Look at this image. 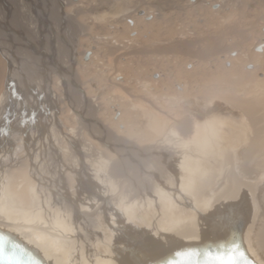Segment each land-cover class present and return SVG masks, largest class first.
<instances>
[{
  "label": "rangeland",
  "instance_id": "rangeland-1",
  "mask_svg": "<svg viewBox=\"0 0 264 264\" xmlns=\"http://www.w3.org/2000/svg\"><path fill=\"white\" fill-rule=\"evenodd\" d=\"M47 1L0 0V47L3 54L7 52L5 55L9 61L12 60L14 68L18 66L19 83H22L23 88L32 84L39 89V84H35L36 79L32 81V76L41 83L49 79L58 99V104L52 103L42 93L40 96L45 99V103L41 98L36 103L32 100L31 108L28 105L27 111L19 109L14 114L16 107L8 101L9 98L5 100L9 96L7 91L12 88V96L15 91V96L21 101L28 97L24 91L17 93L20 88L22 91L17 80L16 85L10 87V77L13 76L9 69L11 62L7 66L6 59L0 54V133L6 131L7 139L13 141L7 146L10 154L2 160L0 158V162L3 161L0 164L4 165L3 178L7 177L11 189H16L17 181L13 177L25 183L20 189L18 186L17 191L21 190L18 194H27L28 198L30 189L39 186L47 195L48 200L42 199L45 200L46 210H52V206H49L53 202L51 192L39 184L40 180L50 182L59 193H69L73 197L79 188L76 187L79 170L83 171L81 176L86 177L84 173L87 172V176L93 177L91 185L101 182L98 177L104 179L105 173L95 158L102 162L105 157L114 162L118 156L112 149H107L112 148L108 145L111 133L118 134L126 144L130 142L148 146L158 142L162 131L173 126L176 129L168 130L160 139L167 138L168 144L173 145L169 150L161 152L169 157L164 159L169 164L175 156L172 152L180 147L175 132L185 125L186 118L192 112L186 105L188 101L190 103L203 98L210 100L213 97L218 102L223 100L233 103L257 129L264 132V51L256 50L264 37L261 29L264 26V0ZM117 2L127 5L128 10L122 16L113 17L111 7ZM53 7L57 8L55 12ZM22 51L28 59L20 54ZM41 52H46L52 59L54 57L55 61L50 63L47 55H41ZM87 53L90 57L86 60L84 58ZM42 68L50 72L41 74L39 70ZM64 83L67 87L75 84V88L82 92L83 99L85 97V105L81 106L82 113L74 109L77 102L73 101L72 95V101L65 103L60 100L66 96L61 90ZM44 93H47L46 89ZM140 99L144 102L148 99L151 108L163 117L160 125L166 124L165 128H159L157 132L149 128V118L139 106L133 105L136 101L141 102ZM21 104L24 108L25 102ZM47 108H51L49 120L55 112L53 109L57 108L54 121L53 116L50 122H46L48 114L44 109ZM10 117L12 119L6 122ZM80 119L87 123L98 120L108 131L102 135L99 134L102 131L100 129L88 131ZM55 123L61 127L57 128ZM25 139L33 143L34 148L30 146V149L32 147L35 150L33 158L38 167H35L23 147ZM260 139V142L264 141L263 136ZM72 141L84 154L81 156L86 162L83 167L79 162L80 154L76 153V157L74 155ZM127 149L135 151L130 147ZM262 149L258 147L248 153L251 167L245 166L247 171L264 170ZM151 157V164H155L154 168L159 170L158 165L162 164ZM128 161L124 165L110 168L122 189L126 188L125 176L133 173L130 170L132 164ZM32 165L34 170L31 171ZM91 168L97 172L90 174ZM161 168L159 174H154L168 180L170 185L172 178L169 175L160 177L163 176ZM170 171L174 176L173 171ZM78 184L81 182L78 181ZM139 188L144 187L140 184ZM77 210L83 213L88 208L82 204ZM260 254L264 259V253L260 251Z\"/></svg>",
  "mask_w": 264,
  "mask_h": 264
},
{
  "label": "bare ground",
  "instance_id": "bare-ground-1",
  "mask_svg": "<svg viewBox=\"0 0 264 264\" xmlns=\"http://www.w3.org/2000/svg\"><path fill=\"white\" fill-rule=\"evenodd\" d=\"M49 1L50 0L47 2ZM113 6L111 7L113 17L122 16L125 11L128 10L127 5H120L119 2L113 4ZM217 7L218 5L214 8ZM46 9L44 14H46ZM55 9L57 8L53 7L54 12ZM140 14L143 13L141 12ZM261 27L264 32V26ZM258 47H260L261 50L257 51H264V37L262 43L256 48ZM1 50L3 51L2 48ZM2 51H0V54L7 61V52L3 54ZM44 53L47 55L50 63L53 62V60L55 61L54 57L52 59L46 52H41V55H45ZM20 54L28 59L24 52ZM88 57H90L89 54ZM30 58L34 59V57ZM39 59H41V57ZM10 62L11 68L9 69L11 75H13L10 77V84L12 83L10 87H13L16 85V80L18 81L17 83L20 84L18 77L19 72L18 66L14 68L15 65L12 60H10ZM38 62L41 63V61ZM39 71L41 74L50 72L49 69L44 68ZM38 75L36 76L38 77ZM13 77L14 81L12 82ZM31 79L32 81L36 79L35 84H39V89L32 84H28L23 88L21 83L20 87H22V91L21 88L20 91H17V93H23L24 91L28 99L19 100L17 95L15 96V91H13L14 94L12 96L10 92L12 88L8 90L9 92L7 91L10 97L6 96L7 98H5V100L9 98L8 101L16 107V110L14 109V114L17 113L19 109L27 111L33 103L32 100H35L34 102L36 103L37 99L41 98L40 95L42 93L47 96L46 100L50 99L52 103L58 104L57 96L50 85L51 80L44 79L43 81L45 82L42 81L43 83H41L38 82L35 76H32ZM62 86L63 89L61 90L66 96L60 98V100L65 101V103L67 101H72V99H70L72 95L74 97L73 101L77 102L74 109L82 113L83 108L81 106L84 107L85 105V97L83 99L82 92L76 89L77 85L73 84L72 87H67L64 83ZM114 88L116 87L114 86ZM45 89L47 93H44ZM212 98L210 100L209 98L205 100L203 98V100H193L190 103L189 101L186 102L188 109L192 112L189 113V117L186 118L185 125L175 132L179 137L177 145L180 144V147L172 152L175 156L172 159L173 162L170 161L168 162L169 164H166L164 161L165 158L169 157H166L167 155L161 152L169 150L173 145L168 144L167 138L163 140L160 139L168 130L176 129L173 126L163 130L164 132L162 131V135L157 140L158 142L155 141V144L153 142V144L148 146L130 142V146H127L129 144L124 143L118 134L111 133L108 137V139L111 137V140H108V145L112 146V148L108 147L107 149L108 151L112 149V152H116L118 155L117 159L114 162H110L104 157V159L102 158V162H100V160L95 158V161L100 163V167H102L105 173V178L102 179L98 177L101 182L98 181L96 184L92 183L93 186L91 185V179L93 177H91V175L87 176V172L84 173L86 177H83V175L81 176L80 174L83 171L80 172L79 170L77 178L81 184H78L77 181L76 187L79 186V188L75 190L74 197L69 193H59L56 190L57 188L55 189L50 182L44 183L40 180L41 183H39L40 181L38 183L51 192L50 195H52L53 202L49 206H52V210H46L45 200L42 199H47V195L39 186L37 188H32V190L29 187V197L27 198V194L23 196L22 194H18L21 190L17 191L18 186L20 189L25 183L22 182L21 179H14L13 177L12 179L17 181L16 189H11L10 184H7V177L3 178L4 165L0 164V223L9 226H17L23 229L27 234V239H29L31 243L38 245L36 247L45 251L48 255L53 254L51 256L65 261V264H137L139 260L141 262L145 260L148 261L149 258L152 259L156 257L158 253L162 252L163 248L166 249L167 246L170 248L173 243L188 238L191 235L190 232L195 231L197 228L208 226L217 227L220 226L221 223L226 222V217L231 216L232 209L227 208L226 210L228 212H225V209L223 210L222 206H220L221 204L217 205L218 207L215 206L216 202H218V200L221 202L222 200L228 202V200L225 199L228 196V199L235 195L238 197L240 186L242 184H250L255 188L253 189V194L255 196L258 212L255 216L254 224L250 229L252 233L249 236V241H251L254 251L257 252V255L261 258L255 240L259 230L263 229L264 231V170L258 169L249 172L245 166L250 164L247 156L248 153L258 147L264 150V141L260 142L261 136H263L264 139V132L260 128L257 129V126L251 123L235 104L223 102V100H221L222 102H218ZM41 99L42 102L45 100H43V98ZM138 99L136 98V100ZM141 99L139 101H141ZM147 101L148 99L145 102L136 101L133 105L139 106L143 113L149 118L147 120L149 121L147 122L149 128H153L152 130L157 132V129H161L162 127L165 128L166 124L165 126H163L164 124L160 125L163 117L155 112V109L153 110ZM24 102L25 109L21 104ZM127 102L129 101L127 100ZM49 110L48 108L46 110L44 109V112L48 114L46 122H50L51 118L53 119L57 108L53 109L55 112L50 120ZM11 119V117L7 118L6 122ZM54 120L55 116L53 121ZM88 122L89 123L83 120L81 121L83 127L86 126L85 128L88 129V131L100 129V131L102 130L100 132L101 135L107 133V128L105 129L98 120H91ZM55 124L57 128L61 127L58 123ZM5 133L6 131L0 133V136H2V138L0 137L2 142V148L0 149L1 160L10 154V148H7V146L13 142L7 139ZM180 133H184V135L179 136ZM105 138L107 137L105 136ZM105 138L104 141H107ZM25 141L26 143H24L23 147L27 151L30 160L34 161L33 152L35 150L33 149V143H30L28 139H25ZM119 144H126V147L125 145H121L123 149L118 150V148H120ZM30 146H33V148L31 147L30 149ZM71 147L75 150V157L80 154L78 155L79 162H81V167H83L86 162H84L81 157L84 155L82 150L78 145H75L73 141L71 142ZM129 147L138 152L128 150L127 148ZM162 149H164V151H162ZM7 150L8 152H6ZM150 156H152L151 158L155 157L162 164V166L158 165L159 170L154 168L156 166L155 164H151L152 160L149 158ZM128 159V162L132 164L130 170L133 171V173H129L128 176H125L127 177L126 188L122 189L117 184L115 176H112L110 168L124 165ZM137 160H140L142 163ZM116 161L117 165L115 164ZM2 162L3 161L0 163ZM111 163L112 165H110ZM33 164H35V161ZM35 167H38V165L35 164ZM122 168L124 167L122 166ZM160 168L163 172V176L159 175L160 177L165 178L169 175V177L172 178V180H170V185L168 184V180L161 179L154 174V172H158L159 174ZM32 170H34V166L31 171ZM170 170L173 171L174 176L171 175ZM89 172L90 174H95L97 171H95V168H91ZM140 184H142L144 188L140 189ZM145 187L147 190H145ZM182 188L185 190L182 191ZM225 195H227V197H225ZM37 197L40 199H37ZM219 197H221V199H219ZM82 204L88 208V210L83 213L77 210L81 208ZM217 211L222 212V215H219ZM225 225L226 224H224V226ZM149 264H151V261Z\"/></svg>",
  "mask_w": 264,
  "mask_h": 264
},
{
  "label": "water",
  "instance_id": "water-1",
  "mask_svg": "<svg viewBox=\"0 0 264 264\" xmlns=\"http://www.w3.org/2000/svg\"><path fill=\"white\" fill-rule=\"evenodd\" d=\"M256 50H261V48L258 47ZM87 58L88 53L85 56V59ZM9 62L7 58V66L10 64ZM253 189H255L254 186L250 184H242L238 197L235 195L228 199L229 196L225 195L228 202L223 200L216 202L215 206L218 207L217 205L221 204L220 206L223 210L225 209V212H228L227 208L232 209L231 216L226 217V222L221 223L222 225L201 227L195 231H189L191 235L188 238L173 243L170 248L168 246L166 249L163 248L162 252L154 257L155 260L154 258L142 262L139 260L137 264H149L150 261L151 264H167L170 259L190 260L192 264H218L214 259H210L209 253L212 257L222 255L225 260L228 256H235L238 264H264V259L257 255L249 241V236L252 233L250 229L258 212ZM218 213L222 215V212ZM224 224L226 225L224 226ZM236 244L240 246L239 251L232 252L231 248ZM36 246L38 245L27 239V234L23 229L0 223V264H65V261L51 256L53 254L48 255ZM178 251H193L196 254L191 257H180L175 255ZM240 253H243V257L240 256Z\"/></svg>",
  "mask_w": 264,
  "mask_h": 264
},
{
  "label": "snow or ice",
  "instance_id": "snow-or-ice-1",
  "mask_svg": "<svg viewBox=\"0 0 264 264\" xmlns=\"http://www.w3.org/2000/svg\"><path fill=\"white\" fill-rule=\"evenodd\" d=\"M185 189L182 188V191H184ZM239 245H233L231 248L232 252H238L239 251ZM196 253H194L193 251H178L175 253L176 256H180V257H191L193 255H195ZM240 256L243 257V253H240ZM209 257L210 259H214L215 261L218 262V264H238L235 256H228L227 260H225V257L222 255H217L215 257H212L211 253H209ZM167 264H192V262L190 260L187 261H177V260H168Z\"/></svg>",
  "mask_w": 264,
  "mask_h": 264
},
{
  "label": "crops",
  "instance_id": "crops-1",
  "mask_svg": "<svg viewBox=\"0 0 264 264\" xmlns=\"http://www.w3.org/2000/svg\"><path fill=\"white\" fill-rule=\"evenodd\" d=\"M44 107L46 108V106H44ZM263 232H264L263 229L259 230V232L256 235V240H255L256 241L255 244H256V247H257V250H258V253L259 254H260V251L262 253H264V250H263L264 247H263V249L261 248L262 246H264V241H263V239H264V233Z\"/></svg>",
  "mask_w": 264,
  "mask_h": 264
},
{
  "label": "flooded vegetation",
  "instance_id": "flooded-vegetation-1",
  "mask_svg": "<svg viewBox=\"0 0 264 264\" xmlns=\"http://www.w3.org/2000/svg\"><path fill=\"white\" fill-rule=\"evenodd\" d=\"M261 28H262V27H261ZM99 134H100V133H99ZM119 145H120V148H118V150H119V149H120V150L123 149V148H121V145H122V144H119ZM123 145H125V147H126V144H123ZM123 145H122V146H123ZM127 146H128V145H127ZM115 148H116V147H115Z\"/></svg>",
  "mask_w": 264,
  "mask_h": 264
}]
</instances>
